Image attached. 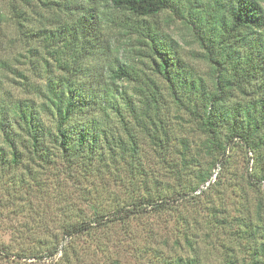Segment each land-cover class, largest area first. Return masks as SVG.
<instances>
[{"label": "rangeland", "instance_id": "1", "mask_svg": "<svg viewBox=\"0 0 264 264\" xmlns=\"http://www.w3.org/2000/svg\"><path fill=\"white\" fill-rule=\"evenodd\" d=\"M258 1L264 10V0ZM192 2L189 10L188 0H176L175 11L152 17L114 15L135 29L133 33L129 27H107L106 37L116 49L108 61L131 63L139 78L137 82L116 80L117 90L131 97L137 107V101L143 98L133 94L142 81L152 79L160 89L155 127L147 121V128L143 127L121 106L120 115L108 110L71 122L68 128L73 139L71 126L92 119L102 123L100 136L89 135L72 168L52 136L46 141L48 163L31 158L20 146L18 162H11L9 150L0 159V264H173L176 258L193 255L202 264H226L230 249L236 252L239 264H249V253L238 250L248 248L245 241L233 233L239 226L237 219L246 216L251 217L253 229L258 227L264 236V223L256 217V205L261 201L264 218V147L248 149L234 142L226 148L222 163L216 151L207 149L206 137L196 123L174 104L162 80L149 69L148 60H134L136 51L142 50L138 36L143 28H149L197 76L209 78V66L200 57L202 50L192 21L210 10L201 0ZM0 7L7 14L5 1L0 0ZM28 14V26H38V18ZM37 47L43 54L41 44L19 37L7 19L0 23V61L10 63L32 85L44 83L29 63L33 62L29 49ZM104 59L100 56L99 63L87 60V74L99 71ZM87 77L81 78L87 87L97 88L102 83L89 84ZM1 80L0 103L10 98L31 100L35 105L42 102L15 75L4 72ZM40 120L54 136L56 118L44 112ZM160 127L165 129L169 144L165 145ZM156 130L161 145L152 139ZM258 180L261 183L256 188L249 185ZM145 199L168 203L160 212L149 209L133 219L116 221L71 239L64 236L63 230L72 224L129 209ZM222 220L226 222L224 227L220 226ZM54 250L56 254L50 257Z\"/></svg>", "mask_w": 264, "mask_h": 264}, {"label": "trees", "instance_id": "2", "mask_svg": "<svg viewBox=\"0 0 264 264\" xmlns=\"http://www.w3.org/2000/svg\"><path fill=\"white\" fill-rule=\"evenodd\" d=\"M3 1L6 2L7 14L0 7V23L7 19L19 37L41 44L43 54L38 47L29 49L33 57V62L29 60V63L41 74L40 80L44 83L32 85L22 72L10 63L0 61V92L3 88L2 73L8 72L22 80L23 86L31 88L32 93L42 99L36 105L31 100L17 98L0 103L1 160L9 150L11 162H18L20 155L17 149L20 146L28 150L31 158L48 163L50 151L46 141L52 136L53 143L69 158L67 166L72 168L76 165L74 160L78 158V153L85 148L89 135L92 138L100 136L102 123L92 119L88 123L71 126L74 129L73 139L68 128L71 122L97 112L106 114L108 110L120 115L121 106L143 127L147 128L146 121L156 126L154 120H158L155 111L160 89L152 79H146L147 83L142 81L135 90L136 94H133L143 98L137 101V107L131 102V97L117 90L116 80L137 82L139 78L131 63L108 61L116 49L111 39L106 37L107 27H129L132 33L136 32L114 15L152 17L166 10L175 11L176 0ZM192 1L188 0L189 10L193 7ZM201 1L202 5L207 4L205 8L210 11L204 17L197 16L192 21V29L202 50L200 57L209 66V78L197 76L149 28H143L138 36L137 43L142 50L136 51L134 60H148L149 69L162 80L174 104L196 123L206 137L207 149L216 151L223 163L226 148L234 142L242 143L248 149L249 146L264 147V10L258 0ZM28 12L38 18V26H28ZM100 56L106 58L100 70L87 74L84 63L87 60L98 62ZM85 76H88L89 84L102 83L97 88L87 87L81 79ZM235 97L239 99L229 103ZM44 112L57 120L54 136L41 123L40 116ZM160 130L165 145L169 144L165 129L160 127ZM156 132L152 139L161 145L162 139L158 138ZM23 136L26 140L21 139ZM260 183L261 180H258L249 185L256 188ZM154 202L151 199L139 200L129 209L72 224L63 230L64 236L71 239L116 221L133 219L149 209L160 212L168 203ZM256 207L257 221L264 223L262 202L258 201ZM237 222L239 226L233 234L238 240H244L248 247L238 250L249 253V264H264V236L261 237L258 227L253 229L251 217H241ZM220 226H226V222L222 220ZM189 247L192 248L191 245ZM230 250L226 264H239L235 260L236 252ZM56 252L50 253V257H54ZM173 264L202 263L197 255H193L186 259L176 258Z\"/></svg>", "mask_w": 264, "mask_h": 264}]
</instances>
